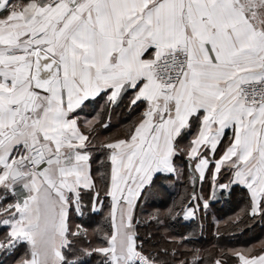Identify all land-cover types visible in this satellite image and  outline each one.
I'll return each mask as SVG.
<instances>
[{"label": "snow or ice", "instance_id": "1", "mask_svg": "<svg viewBox=\"0 0 264 264\" xmlns=\"http://www.w3.org/2000/svg\"><path fill=\"white\" fill-rule=\"evenodd\" d=\"M257 224L264 0H0V264H264Z\"/></svg>", "mask_w": 264, "mask_h": 264}, {"label": "trees", "instance_id": "2", "mask_svg": "<svg viewBox=\"0 0 264 264\" xmlns=\"http://www.w3.org/2000/svg\"><path fill=\"white\" fill-rule=\"evenodd\" d=\"M225 211H227V209H225ZM254 228V232L250 231L249 235L243 238L245 241L256 242L257 238H264V225L257 224Z\"/></svg>", "mask_w": 264, "mask_h": 264}]
</instances>
